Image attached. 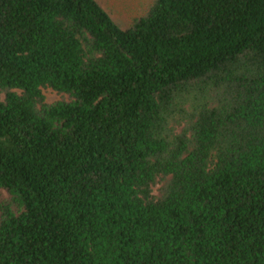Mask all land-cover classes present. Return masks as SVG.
<instances>
[{"label": "trees", "instance_id": "trees-1", "mask_svg": "<svg viewBox=\"0 0 264 264\" xmlns=\"http://www.w3.org/2000/svg\"><path fill=\"white\" fill-rule=\"evenodd\" d=\"M0 93V264H264V0H0Z\"/></svg>", "mask_w": 264, "mask_h": 264}, {"label": "rangeland", "instance_id": "rangeland-1", "mask_svg": "<svg viewBox=\"0 0 264 264\" xmlns=\"http://www.w3.org/2000/svg\"><path fill=\"white\" fill-rule=\"evenodd\" d=\"M111 18L123 29H128L135 19L143 16L154 0H97ZM48 103L61 100L52 90H45ZM0 98H4L0 93Z\"/></svg>", "mask_w": 264, "mask_h": 264}]
</instances>
